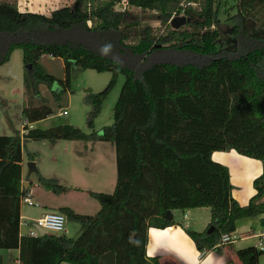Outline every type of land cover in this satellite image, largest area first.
<instances>
[{
    "label": "trees",
    "instance_id": "1",
    "mask_svg": "<svg viewBox=\"0 0 264 264\" xmlns=\"http://www.w3.org/2000/svg\"><path fill=\"white\" fill-rule=\"evenodd\" d=\"M118 1L72 0L44 15L21 12L15 1L0 0V65L13 50L21 51L27 96L20 111L22 134L0 135V249H17L18 264H158L157 258L145 255L147 229L180 225L173 221V212L195 208H207V228L213 226L206 235L180 225L198 251L222 250L225 244L221 249L215 245L221 236L233 233L237 219L261 216L264 229V202L257 201L264 194V168L252 181L255 193L239 205L230 196L226 168L210 157L214 151L233 150L264 160V0H235L229 49L221 48L214 26L215 0H125L122 10H116ZM131 8L154 12L163 32L155 35L143 29L139 37L125 42ZM172 15L185 17L183 27L172 29L166 23ZM154 41L169 44L155 48ZM153 51L160 57L180 52L196 62L161 59L134 66V58L145 59ZM42 56L61 59L63 79L44 71ZM71 64L110 74L101 91L83 93L90 132L70 124L29 128L27 123L54 113L45 102L34 104L40 99L38 85L59 101ZM118 74L123 82L112 122L95 132L93 120ZM22 139L113 146L112 191H87L98 210L86 215L67 206L55 209L78 224L74 237L62 232L19 234V201L26 195V189H20ZM37 181L52 193L68 190L50 178L38 175ZM261 254L264 248L249 246L234 251V261L225 262L257 264Z\"/></svg>",
    "mask_w": 264,
    "mask_h": 264
},
{
    "label": "rangeland",
    "instance_id": "2",
    "mask_svg": "<svg viewBox=\"0 0 264 264\" xmlns=\"http://www.w3.org/2000/svg\"><path fill=\"white\" fill-rule=\"evenodd\" d=\"M63 5L64 4H56L55 8ZM234 6L235 0H215L214 3V26L220 33V45L221 48L224 49H229L231 44H233L232 42H234L229 34V29L233 24L232 16L235 14ZM43 7V1L40 0H23L20 2V5H17V8H20V10H31L38 13L43 10ZM114 8L116 10H122L121 4H116ZM155 16L156 14L154 12L132 8L129 9L126 21L130 26H128L127 31H123L127 32L125 42H129V38L139 37L141 30L143 29H147L150 33H154L155 35H159V33L163 32L162 27L159 26V22L156 20ZM166 23L168 24V21ZM115 42L116 38L112 36V42L110 43L114 44ZM168 44L169 43H158V41H154L152 43L153 46H156L155 48H164L163 46H167ZM115 46L117 47V45ZM115 49L113 48L111 52H115ZM113 55L115 58H119L120 56V54H116V52ZM161 59L171 60L177 63L196 62L194 58L191 59V56H185L180 52H172L167 57H160V52L153 51L145 59L134 58L133 64L135 67H137V65L145 67L146 65ZM39 64L46 73L57 79L64 78V69L61 59L42 56L39 60ZM21 72V51L16 49L10 53L8 60L0 65V122L3 118H6L8 126L5 129H7L9 133H16V131L21 130V104L24 103L27 98L21 85ZM109 76L110 74L108 72H95L90 69H81L71 64L68 72V86L64 93L60 95L59 101L57 102H54L52 99L50 90L46 86L39 84L38 91L40 99L35 101L34 104H36V102L38 104L45 102L47 106L53 109L54 113L46 119L44 118L31 123V127L48 128L59 124H70L76 126L84 133H89L90 130L85 127V112L88 110V106L82 102L83 93L87 89L93 93L101 91L107 84ZM122 82L123 76L118 74L115 84L102 100L99 112L93 120V131L99 133L103 126L111 124L113 104L116 100ZM53 88H55V84L51 86V89ZM62 107L66 109V115H62L59 112ZM2 125L5 126L3 121ZM2 125L0 126V133L5 131ZM59 142H70L67 144H74L67 145V148H63L66 151L64 158L66 156L67 157L63 160L62 165L59 164L58 161H54V159L59 158L56 154L60 150L58 145H56ZM22 144L24 157L23 173L28 181H30L28 189L30 191V195L32 196V201L37 203L34 206H27L25 203H22L21 206L23 215L34 216V213H36L39 209L44 208L40 206L36 199L41 201V203L49 205L56 203H68L71 204L79 214L85 213L91 215L93 213V206L96 202L91 199L85 191L76 190L74 187H84L86 184L90 187H94L95 184L98 185L95 183L97 179L93 171L91 173L90 171L92 169L95 170V168H99L101 165L103 170L107 168L108 162H110V154H108V151L106 150L109 147L113 149V146L109 143L105 144L100 141H86L82 143L80 141L70 140H59L52 144V142L47 140L35 141L22 139ZM78 144H85V150L82 145ZM27 154L32 155L33 160L36 162L35 167L37 172L29 171L25 160ZM28 163H32V161H29ZM38 172L44 174L46 173L45 175H48L47 178L53 179L58 185L69 186L71 188L60 194L62 196H57V193H52L50 190L45 189L38 183L37 176H40ZM113 172L115 173V169ZM111 190L112 189L109 188V190H107L108 192L104 193H110ZM257 201L260 202V199ZM195 212L194 220L201 222L202 213L200 211ZM185 221L189 225V228L197 227L193 224V220L189 217ZM77 227L78 224L76 222L65 220L63 228L64 234L67 237H73L75 228ZM47 233L51 232L47 231Z\"/></svg>",
    "mask_w": 264,
    "mask_h": 264
},
{
    "label": "crops",
    "instance_id": "3",
    "mask_svg": "<svg viewBox=\"0 0 264 264\" xmlns=\"http://www.w3.org/2000/svg\"><path fill=\"white\" fill-rule=\"evenodd\" d=\"M21 1L23 0H15L16 5H20ZM40 1H43L44 7L43 10H41L39 13H42L44 15H47L49 11L55 9L56 4L69 5L72 3V0H40ZM24 9L20 10V8H18V10L21 12L23 11L34 12L31 10H24ZM21 77H22V72H21ZM21 85H22V81H21ZM51 90H55V88ZM22 105L23 103L21 104V107ZM2 121L5 126L2 125ZM2 121L0 122V126L2 125L3 129H5L8 126V122L6 118L5 119L3 118ZM24 124L25 123L21 119V128H20L21 130L16 131V133H18L19 135L22 134V127ZM26 125L29 128L31 127V123H27ZM2 132L3 133H0V135L15 134V133H9L7 129H5V131ZM56 141L59 140H55L54 142H52V144L56 143ZM80 142L83 143L86 141H80ZM65 143L59 142L58 144H56L58 145V148L60 150L56 153L57 157L59 158L54 159V161L55 162L58 161L59 164L61 165L63 160L67 157L66 156L64 158V156L66 155V151L63 148L65 147L67 148V145H74V144H67L70 142H65ZM104 143L106 144L107 142ZM78 145H82L83 149L85 150L86 147L85 144H78ZM112 150L113 149L110 147L106 150L108 151V154H110V162H108V166L106 169L103 170V167L101 165L99 168H95V170L92 169L90 171V173L93 171L97 179L95 183H97L98 185L95 184L94 187H90L86 184V186L84 187H74V189L83 190L86 193L87 191L108 192L107 190H109V188L113 189L115 182V173L113 171L115 169V166H114V150L113 151ZM210 157L213 161L221 164L226 168L229 175V183L231 186L230 196L239 205L246 204L249 198L255 193L252 187V181L262 172L264 168V160L260 161V160L248 158L237 154L233 150L214 151L211 153ZM25 160L28 165L29 171L37 172V169L35 167L36 162L33 160L32 155L27 154ZM29 161L30 162L32 161V163H28ZM23 164H24V157H23V144H22L21 161H20V189H26V196L30 199V201H32V196L30 195V191L28 189L30 181H28V179L24 176ZM39 174L41 177L44 178L48 177V175H45L46 173L45 174L39 173ZM64 187L68 189L71 188L69 186H64ZM60 194L62 193H59L57 196H59ZM36 200L40 204V206L44 208L39 209L36 213H34V216L23 215L22 206H21L23 202L21 200L19 201L18 229L20 235L28 234L30 230H35L33 221L47 212L55 211L57 207L67 206L70 209H72L73 212L78 213V211H76V209L71 204L68 203H58V204L56 203L49 205V204L41 203V201H39L38 199ZM260 202H264V194L260 197ZM35 204L37 203L33 202V206ZM97 210H98V204L96 203L93 206L92 214H94ZM195 211H200L202 213L201 222L194 220L196 213ZM80 214H85V213H80ZM86 215H90V214H86ZM188 217L192 219L193 224L197 226L196 228H190V229L198 233L205 232V230L207 229V225L209 223V212L207 208L189 209V210H185L183 213L178 211L173 212V221L175 223L180 224L181 227L183 226L185 228H189V225L185 221L186 219H188ZM260 218L261 216L237 219L234 223V231L231 234L232 235L231 241L226 243L223 249L219 251H216L215 249L198 251L195 248L191 239L183 231L182 229L183 227L181 228L180 225H172L165 227L163 229L150 227L147 229L146 232L145 255L147 257L157 258L158 264H227L225 262L227 258L231 261H234L235 259L233 255L234 251L249 246H253L257 248L260 242L262 243V245H264V229L261 228L259 225ZM45 233L47 232L45 231ZM62 233L64 234V230L62 231ZM77 233H78V227L75 228V233L73 237ZM17 256H18L17 249H0V264H18ZM257 264H264V254L258 256Z\"/></svg>",
    "mask_w": 264,
    "mask_h": 264
},
{
    "label": "built area",
    "instance_id": "4",
    "mask_svg": "<svg viewBox=\"0 0 264 264\" xmlns=\"http://www.w3.org/2000/svg\"><path fill=\"white\" fill-rule=\"evenodd\" d=\"M118 2H119L118 4H121V6L123 8V6L125 4V0H119ZM172 17H173V15L169 18V20ZM169 20H168V22H169ZM60 113L62 115H66L67 114L66 109L62 108L60 110ZM20 200L28 206L33 205V202L30 201V199L26 195L24 197H22ZM64 221H65V219L61 214L54 212V211H51V212H47V213L43 214L42 216L36 218L33 221V225L43 229L46 232L49 231L51 233H59V232L63 231ZM36 233L37 232L35 230H30L28 232V235L35 236ZM231 239H232V235H229V236L223 235V236H221L219 242L216 243L215 247L221 249V246L223 244L230 242ZM258 248L263 249L264 245H262V243L260 242Z\"/></svg>",
    "mask_w": 264,
    "mask_h": 264
},
{
    "label": "water",
    "instance_id": "5",
    "mask_svg": "<svg viewBox=\"0 0 264 264\" xmlns=\"http://www.w3.org/2000/svg\"><path fill=\"white\" fill-rule=\"evenodd\" d=\"M185 23V17L183 15H178V16H173L168 24L172 29H177L178 27L182 26ZM165 218L169 219L170 218V212L166 211L165 212ZM35 231L37 232L38 235H42L45 233V231L39 227L34 226ZM213 230V226H209L206 230H205V234L208 235L212 232Z\"/></svg>",
    "mask_w": 264,
    "mask_h": 264
}]
</instances>
